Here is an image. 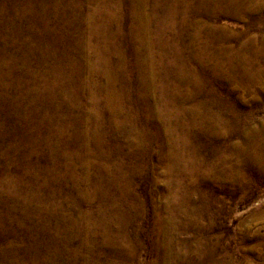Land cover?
<instances>
[{"label": "rangeland", "instance_id": "obj_1", "mask_svg": "<svg viewBox=\"0 0 264 264\" xmlns=\"http://www.w3.org/2000/svg\"><path fill=\"white\" fill-rule=\"evenodd\" d=\"M125 1L106 19L103 9L115 0H0V264H259L264 171L249 169L248 156L233 145L243 147L249 129L264 125V86L245 90L232 66L214 67L242 53L241 45L261 47L264 27L253 18L264 14V0H243L256 6L249 18L196 11V0H156L155 7L154 0H137L145 27L130 44L125 38L136 17ZM29 8L51 32L39 31L40 20L30 24ZM96 10V31L124 32L118 38L129 64L135 46L141 61L150 58L142 85L138 70L128 73L134 104L103 110L101 102L92 104L93 88L72 94L65 79L54 77L58 51L51 52L50 38L62 37V45L84 39ZM165 11L173 18L164 16L160 36ZM161 44L173 51L159 62ZM113 50L115 68L120 55ZM180 59L192 74L178 73ZM251 59L264 69V57ZM122 71L116 70L115 94ZM106 77L97 74L94 83ZM161 87L165 97L175 93V106L198 112L177 116L159 97ZM233 113L238 134L228 125ZM171 145L181 161L170 157Z\"/></svg>", "mask_w": 264, "mask_h": 264}, {"label": "bare ground", "instance_id": "obj_2", "mask_svg": "<svg viewBox=\"0 0 264 264\" xmlns=\"http://www.w3.org/2000/svg\"><path fill=\"white\" fill-rule=\"evenodd\" d=\"M92 1H96V0H92ZM121 1L122 0H115L114 6H110V7H112L111 9H109V8L103 9V11L106 12V16L104 15V17H106V19H110L111 17L114 18V14L116 12L115 8H117L120 5H122ZM136 1L137 0H126L125 1L126 3L127 2L129 3L128 6H130L131 12L136 17L135 21L133 23H131L129 25L128 29H127V39L124 37L125 40H126V43H128V44L137 41V38H138L137 30L139 28L143 29V27H145L144 23L141 24V22H138L137 7H136V4H135ZM196 1H197L198 5H195V7L193 6L194 9H196V7H199L201 9L205 10V11L211 10L214 13V15H213L214 17H215V14H217V15L226 14V15H231V16L240 17V18H242V17L244 18V16H246L248 18L255 16L254 14H252V11L256 8V6L255 5H251L250 3H249L250 5H245V4H243V0H196ZM153 3H154V7L157 6V1L156 0H154ZM108 4L109 3H107L106 5H108ZM191 7L192 6L190 5V3H187V9L190 10ZM97 10L92 12V16L90 17V20H89V25H87V27L84 28L85 29L83 31L84 39L80 38L78 41L75 40V39L71 40V39H68V38H67V40H63L62 39V41L63 42L65 41L64 43H66L65 45H62V43H61V38L62 37L60 38V37H57L55 35H52L53 38H50L51 42H50V44H48V46L51 49V52L58 51L57 56H56L57 57L56 61H58V64L53 66L54 77H55V79L57 78V82L58 83H60L62 81V79H65L66 82H67V86H68L67 89L70 92H72V94H75V93L81 91V89L84 90V89L89 88V87L93 88L94 89V94H93L94 97L91 98L92 104L94 106H96L99 102H101V104H102L101 106L103 107V110H105V109L108 110L113 102H117V104L118 103L120 104V103L124 102V100H128L129 103L134 104L132 101H135V100L130 97L129 90H128V87H127V85L129 84L128 73L130 72L131 69L138 70L139 71V74H138L139 85H142L144 81L143 82L141 81L143 78H142V73H140V72L143 71L146 68V66L149 64L150 58L148 57V55H146V56L144 55L143 56L144 61L143 60L141 61L139 59L138 47L135 46V47H133V50H132L133 55L135 57V61H133L131 64H129L125 60L124 50H122V49H124L123 48L124 45L122 44V41L124 39H122V38L119 39L118 38V37H121L122 36L121 34H123L124 32L120 33L121 31L119 32L118 30L115 31V32H112L111 29H109L108 25H107L108 28H101L100 32L96 31L98 25L95 26V22H94L93 18H95L96 15H98L99 12ZM197 10L200 11V9H196V11ZM3 11H4L3 9H0V15L3 14ZM28 11H29V16L31 18V21H30L31 25L36 24V22L38 20H40L39 31L40 32H47V31L51 32L50 29L44 24L43 20L36 16L35 11L32 8H29ZM99 11H100V9H99ZM174 14H176V13H174ZM164 16L165 17H169V20H172L173 13H170V11L169 12H167V11L164 12L163 18L160 19V20H162V22H160L159 23V27H157L159 32L157 31L156 33L158 35L161 34L160 30L162 28L160 26H162V24H163ZM253 21H254L255 24L259 25L260 28L264 27V14L256 15L253 18ZM104 23L106 25L107 21H104ZM6 24L7 25H11L12 22H7ZM38 24H39V21H38ZM100 27H102V26H100ZM85 31H86V33L87 32L90 33L89 34L90 36L91 35H93V36L95 35L94 37H97L96 38L97 42H96V44L94 43L95 45H93L90 41H88L89 39H86ZM88 38H89V36H88ZM140 41H142V39ZM250 41H252V39ZM261 43H262L261 47H259L255 51H252V49H250L251 48L250 45H248V44L247 45H241L240 49L243 50L245 53H243V51H242V53H240L239 50H238V52L235 54V56H231L232 57L231 59L234 60V61L230 62L231 59L229 57H227L224 61H221V62L219 61L217 63V65H215V67H214L215 70L217 72H220L221 67L224 66L223 64L225 63V64H228L230 67L231 66L233 67V70L235 71V74H236L237 83L239 85H241L245 90L252 89V87H254L256 85L264 86V69L260 66V64H259V66H254V63H253V61L251 59V55H254L255 57H261V58L264 57V35H263V37L261 39ZM60 45H62V47H61L62 49H60ZM112 47L114 48L113 51L120 55V58L118 57L119 61L117 63H115L116 64L115 68H116V70L117 69H122L123 70L122 71L123 81L121 82V88H120V91L118 93L116 92V94L114 93L115 90H113V88H112V84H113V81H114L115 76H116V70H115V68H113L114 66L112 65V61H111V53H112L111 52V48ZM79 48L82 49V52H83V54L85 53V55L82 56L76 51ZM174 50H176V49L174 48ZM90 51L93 52L92 53L93 54V60L88 61L87 60L88 55L86 53L87 52L89 53ZM169 51L171 52L173 50L168 49V48L166 49V46L161 44V49L159 51V57L160 58H158L157 60L159 62H161L168 55ZM177 66L179 67L178 73L181 76H183V75L187 76V74L190 72V70L187 69V67H186L187 65L185 64L183 59L179 60V64ZM148 67H149V65H148ZM197 67H199V66H197ZM194 72H196V71H194ZM100 73L101 74L104 73L107 76L106 77L107 82L103 83L102 85L94 83V78H93V77H95V75L100 74ZM189 74H192V71ZM201 74H202V72H201ZM190 77H191V75H190ZM71 85H74V86H71ZM98 93L103 94V98L102 99L97 97ZM158 93H159V97H161V100H163L164 106L167 105V106L172 107L173 109H176L175 110V114L177 116H180V115H183V114H187V113H190L191 116H192V115L196 114L195 112H198V110H196V108L195 109H192V108H188L187 109V107L184 108V107H182V105L180 107L179 106L178 107L175 106V102L177 100L175 93H174V96L167 97L168 96L167 95L165 97L164 96V93H165L164 92V87H161V89L159 90ZM117 107L118 108H122V106H117ZM228 109H232L231 106ZM115 110L116 109L113 110L114 113H117V111L115 112ZM135 111H134V115L136 114ZM204 113H206V112H203V114ZM235 113H233V116H234L235 120H233L232 122L229 121L231 123H229V124L227 123V124L231 126L230 127L231 129L233 127L235 132L238 134L239 130L237 129V127L240 126L239 125L240 123H239V120H238V114H235ZM90 116L92 117L93 121L96 123V127H100L101 122L99 121L100 118H97V117H99L97 115V113L94 111L93 113H91ZM242 128H244V127H242ZM95 132L97 133V131H95ZM139 134H140V136L141 135L144 136L143 133L139 132ZM220 134H221V132H220ZM243 138H244V140H243L244 141V146L236 148L233 145V148L235 150H237L239 153H241L242 155L248 156V160L246 161L245 165L249 169H253L254 167L257 169V167H260L259 170L260 171H264V125H262V127H260L259 129H254V130H253V128L249 129L248 135L243 137ZM234 143H236V142H234ZM171 146H172V151H171V154L169 153L171 155L170 157H172V159H176L177 161H181V159L178 157L179 156L178 153H176V150H175L174 146L173 145H171ZM231 149H232V147H231ZM220 158L222 160L224 159L222 157H220ZM168 160H170V159H168ZM176 162H174V163H176ZM224 164L225 163H223V165ZM188 165L193 167V168H195L194 162L192 160L188 162ZM216 165H219V164H216ZM225 169H226V167H225ZM231 169L232 168H230V170ZM253 170H255V169H253ZM209 171H210V169H209ZM10 181H12V180H10ZM7 184H9V183H7ZM13 187L15 188V185H13ZM120 254H116L115 255L116 260H118V259L121 260V255ZM259 264H264V257L260 259Z\"/></svg>", "mask_w": 264, "mask_h": 264}]
</instances>
